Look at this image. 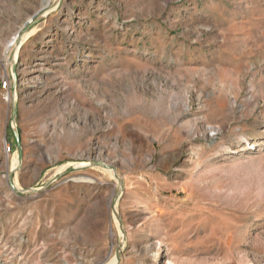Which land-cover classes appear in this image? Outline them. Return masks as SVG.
<instances>
[{
    "label": "rangeland",
    "instance_id": "obj_1",
    "mask_svg": "<svg viewBox=\"0 0 264 264\" xmlns=\"http://www.w3.org/2000/svg\"><path fill=\"white\" fill-rule=\"evenodd\" d=\"M45 1L0 0V264H264V0Z\"/></svg>",
    "mask_w": 264,
    "mask_h": 264
},
{
    "label": "water",
    "instance_id": "obj_2",
    "mask_svg": "<svg viewBox=\"0 0 264 264\" xmlns=\"http://www.w3.org/2000/svg\"><path fill=\"white\" fill-rule=\"evenodd\" d=\"M38 19L39 18H36V19H34V21H29L28 23H26L23 27H21L20 29H19V33H18V38L20 39L24 34H26V33H28V31L34 26V24L38 21ZM18 105H17V101L15 100L14 101V106H13V120L15 121V119H16V117H17V115H18ZM14 133H15V140H16V142H17V145H18V149H19V157L21 158V156H22V142L20 141V135H19V133H18V130L16 129V128H14ZM22 159V158H21ZM98 164H102V165H104V166H106V167H108V168H110V169H112L113 171H115V167L114 166H112V165H108V164H106V163H104V162H98ZM17 169V168H16ZM16 169H12L11 171H10V182H11V184H12V187L15 189V190H17V191H21V192H23V190H26V189H23V190H21V189H16V187H15V185H14V183H13V177H14V172L16 171ZM116 172V171H115ZM116 176H118L117 174H116ZM30 189H32V190H35V191H37V189H33V188H30Z\"/></svg>",
    "mask_w": 264,
    "mask_h": 264
},
{
    "label": "bare ground",
    "instance_id": "obj_3",
    "mask_svg": "<svg viewBox=\"0 0 264 264\" xmlns=\"http://www.w3.org/2000/svg\"><path fill=\"white\" fill-rule=\"evenodd\" d=\"M49 2V0L47 1H45V3L47 4ZM25 35V34H24ZM23 35V36H24ZM22 36V37H23ZM22 37L19 39L18 38V35H17V38H16V40H15V43H17V42H19L21 39H22ZM19 46H20V44H19ZM19 46H17L16 48V50H15V55H14V58L16 59L17 58V56H18V54H19ZM19 165V163L18 162H16L15 164H14V168L16 167L17 168V166ZM16 189H18V188H16ZM156 257L157 256H159V254H157V255H155ZM109 264H120V260H119V258L118 257H114L110 262H109ZM169 264H172V262L171 261H169Z\"/></svg>",
    "mask_w": 264,
    "mask_h": 264
}]
</instances>
